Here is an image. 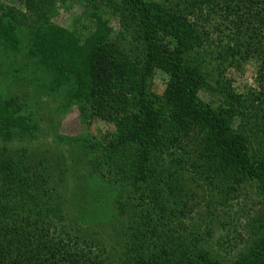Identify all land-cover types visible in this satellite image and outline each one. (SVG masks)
<instances>
[{
	"label": "trees",
	"instance_id": "trees-1",
	"mask_svg": "<svg viewBox=\"0 0 264 264\" xmlns=\"http://www.w3.org/2000/svg\"><path fill=\"white\" fill-rule=\"evenodd\" d=\"M18 1L38 14L53 0ZM121 1L122 31L132 27L141 41L138 59H129L98 30L82 44L50 35L37 39L33 30L25 40L26 53H38L50 72V88L67 85L66 104L114 127L84 147L91 170L104 167L100 175L120 190L116 206L125 221L119 248L106 249L82 224L86 220L66 214L64 182L67 172L78 174L77 164L59 166L60 155L28 153L36 124L21 113L12 93L0 97V264H264V0H170L166 6ZM19 24L11 9L0 16L5 48H21ZM206 27L226 38L219 37L210 51L221 63L238 68L253 61V92L237 93L219 75L220 103L198 97L209 88L200 53L208 41ZM155 69L166 76L159 95L148 90ZM15 137L25 144L8 150ZM163 158L172 166L167 177L157 169ZM189 182L207 193L208 208L212 197L224 204L242 183L258 190L261 207L247 218L246 242L234 258L202 246L200 235L187 230L185 219L197 205L190 201L196 191ZM226 244L216 247L225 252Z\"/></svg>",
	"mask_w": 264,
	"mask_h": 264
},
{
	"label": "rangeland",
	"instance_id": "rangeland-1",
	"mask_svg": "<svg viewBox=\"0 0 264 264\" xmlns=\"http://www.w3.org/2000/svg\"><path fill=\"white\" fill-rule=\"evenodd\" d=\"M153 1L166 6L170 0ZM121 2V0H53L51 3L42 4L37 14L33 10H28L18 0H0V16L11 9L20 19L15 36L21 46L15 51L5 48L0 43V97L16 93L17 101L22 106L21 113L28 117L27 120L30 119V122L36 124L34 139H30L27 145L28 153L35 150L39 152L40 158L47 159L52 157L51 153L60 155L59 166L76 162L78 174L71 177L67 172V179L64 182L66 214L76 221L86 220L81 221L82 224L93 229L97 236L105 241L106 249L110 251L111 247L119 248L117 242L120 239L122 223L125 221L124 214H120L116 206L120 190L114 189L106 177L100 175L101 171L105 173L104 167L98 172L91 170L87 164L88 155L84 146L87 141L104 138L114 127L111 122L99 116H82L76 105L66 104L67 85L61 83L55 88H50L52 83L50 72L42 66L38 53L33 56L26 53L28 47L25 40L31 36L33 30L37 39L50 35L69 41L76 38L82 44L88 34L98 30L107 41L113 42L119 51L127 53L129 59L137 57L142 51L141 41L132 27L125 32L122 31L123 22L119 15L122 9ZM207 30L208 41L200 53L203 54L201 67L208 72L209 88H201L198 97L213 105L220 103L222 97L217 94L215 85V79L220 77L219 75L222 76L220 77L222 82L229 83L237 93L246 96L253 92L256 89L253 61H241L238 68L229 66L227 61L221 63L219 58L210 54V51L216 47L218 39L221 38L220 41L224 42L226 38L220 37L210 27ZM76 49L79 52L83 51L80 45ZM222 68L223 74H218V69ZM165 80V74L155 69L148 79L149 92L159 95ZM250 122H254L253 119H250ZM244 129L246 130L247 126ZM81 139L86 141L82 142ZM22 144L25 142L15 137L7 144V149H15ZM170 165L168 158H163L157 169L161 168L167 177L172 167ZM225 185L222 183V188H225ZM188 187L189 190L196 191L195 197L190 201L197 205L190 213L191 218L187 216L185 219L187 230L200 235L199 244L202 246H214L213 249L219 254L226 253L230 258H234L246 242L244 224L247 218L261 207L258 190L250 183H242L236 187L237 190L230 193L233 196L236 194V197L232 196L224 204L215 203L212 197L213 203L208 208L207 193L196 189L192 182L188 183ZM203 189H206L204 185ZM219 241L227 243L225 252L216 247Z\"/></svg>",
	"mask_w": 264,
	"mask_h": 264
}]
</instances>
